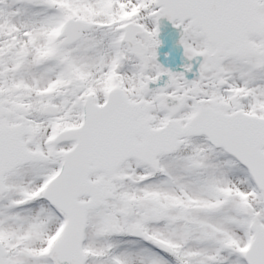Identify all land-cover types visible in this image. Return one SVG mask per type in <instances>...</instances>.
I'll return each mask as SVG.
<instances>
[{
	"label": "snow or ice",
	"instance_id": "1",
	"mask_svg": "<svg viewBox=\"0 0 264 264\" xmlns=\"http://www.w3.org/2000/svg\"><path fill=\"white\" fill-rule=\"evenodd\" d=\"M0 264H264V0H0Z\"/></svg>",
	"mask_w": 264,
	"mask_h": 264
},
{
	"label": "rangeland",
	"instance_id": "2",
	"mask_svg": "<svg viewBox=\"0 0 264 264\" xmlns=\"http://www.w3.org/2000/svg\"><path fill=\"white\" fill-rule=\"evenodd\" d=\"M179 53H180V59H181V57H182V49H180ZM166 66H171V67H173L174 70H179V69H176V68L174 67V65H172V64H170V65H166Z\"/></svg>",
	"mask_w": 264,
	"mask_h": 264
},
{
	"label": "water",
	"instance_id": "3",
	"mask_svg": "<svg viewBox=\"0 0 264 264\" xmlns=\"http://www.w3.org/2000/svg\"><path fill=\"white\" fill-rule=\"evenodd\" d=\"M165 50H167V49H165ZM173 56L176 57V56H175V52H174Z\"/></svg>",
	"mask_w": 264,
	"mask_h": 264
}]
</instances>
